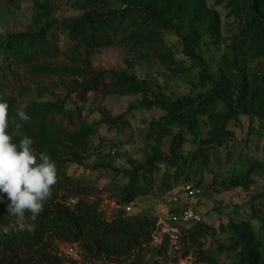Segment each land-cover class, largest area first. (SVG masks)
Listing matches in <instances>:
<instances>
[{"label":"rangeland","instance_id":"1","mask_svg":"<svg viewBox=\"0 0 264 264\" xmlns=\"http://www.w3.org/2000/svg\"><path fill=\"white\" fill-rule=\"evenodd\" d=\"M33 39L54 52L18 65ZM1 79L29 126L57 118L86 134L85 152L51 158L93 187L85 200L106 221L124 214L113 204L135 172L153 187L127 218L203 217L176 240L160 227L130 258L56 241L75 264H264V0H0ZM66 177L47 202L76 203Z\"/></svg>","mask_w":264,"mask_h":264},{"label":"trees","instance_id":"2","mask_svg":"<svg viewBox=\"0 0 264 264\" xmlns=\"http://www.w3.org/2000/svg\"><path fill=\"white\" fill-rule=\"evenodd\" d=\"M178 33H180L179 30ZM189 39L196 40V37L190 36ZM19 40L22 44L25 42L23 37ZM34 40L26 45L25 52L18 56L15 63L27 64L38 58L41 52L44 55L54 52L52 48L44 51L33 48ZM2 47L7 52L16 50L17 46L13 40H9ZM105 76L101 75L96 84ZM114 77L117 81L125 83L130 81L119 76ZM6 86L1 79L0 95L9 103L10 117L18 121L15 115L18 100L7 90ZM261 107L264 108V105ZM20 132L34 140L33 147L37 154L46 152L50 156H56L65 149L80 153L88 148L86 134L68 135L63 121L57 118H44L33 127L25 123ZM102 147L99 150H102ZM55 162L57 176L65 178V174L60 172L64 161ZM67 181L71 183L67 188L68 194L76 200V203H69L65 198L62 201L56 198L54 201L46 202L37 220L28 221L35 224L34 231L13 230L0 236V264H74L61 255L56 241L81 245L95 259L130 258L136 253L144 252L154 242L155 234L160 231L158 219L132 220L124 213L108 222L97 203L85 200L86 196L93 193V187L73 179H67ZM151 187H153L152 180L145 177L143 183L140 184L138 172H135L125 189L126 199L122 206L144 198V194L147 197ZM3 196V202H0V227L13 223L15 219L7 214L8 200L6 194ZM26 215L30 214L26 213Z\"/></svg>","mask_w":264,"mask_h":264},{"label":"clouds","instance_id":"3","mask_svg":"<svg viewBox=\"0 0 264 264\" xmlns=\"http://www.w3.org/2000/svg\"><path fill=\"white\" fill-rule=\"evenodd\" d=\"M9 103L0 95V202L7 196V214L14 222L3 226L17 231L35 230L36 221L58 183L56 162L46 152L37 154L34 140L20 130L31 118L23 110L18 121L10 117ZM30 214V215H26Z\"/></svg>","mask_w":264,"mask_h":264},{"label":"built area","instance_id":"4","mask_svg":"<svg viewBox=\"0 0 264 264\" xmlns=\"http://www.w3.org/2000/svg\"><path fill=\"white\" fill-rule=\"evenodd\" d=\"M115 151L116 149L113 150V153H115ZM187 190L192 196L196 194V192L193 191L191 187H188ZM138 201L139 200L124 207L118 205L117 203H114L113 205L116 209L123 210L125 214H129L133 212L137 206L140 205V202ZM201 223H203V217L200 214L192 209H185L178 213L172 214L166 220V222L160 224V227L162 229V232L171 240H176L181 235L184 228L189 225H198ZM61 255H63L69 262L74 264L80 261V257L76 248H69L68 250L61 252Z\"/></svg>","mask_w":264,"mask_h":264}]
</instances>
